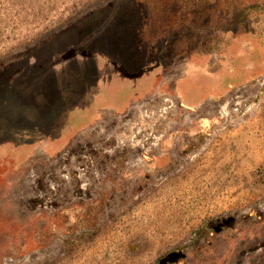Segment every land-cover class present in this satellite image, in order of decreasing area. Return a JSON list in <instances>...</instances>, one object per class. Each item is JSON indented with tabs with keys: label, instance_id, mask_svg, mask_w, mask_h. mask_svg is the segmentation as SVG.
I'll return each mask as SVG.
<instances>
[{
	"label": "rangeland",
	"instance_id": "374dc122",
	"mask_svg": "<svg viewBox=\"0 0 264 264\" xmlns=\"http://www.w3.org/2000/svg\"><path fill=\"white\" fill-rule=\"evenodd\" d=\"M0 264H264V0H0Z\"/></svg>",
	"mask_w": 264,
	"mask_h": 264
}]
</instances>
